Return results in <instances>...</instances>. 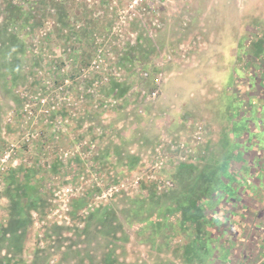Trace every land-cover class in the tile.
<instances>
[{"label": "rangeland", "instance_id": "rangeland-1", "mask_svg": "<svg viewBox=\"0 0 264 264\" xmlns=\"http://www.w3.org/2000/svg\"><path fill=\"white\" fill-rule=\"evenodd\" d=\"M126 4L0 0V264H60L69 249L78 261L88 252L113 264L100 255L126 253V264H166L152 261L154 250L181 245L186 190L197 200L199 184L214 182L213 149L198 158L194 129L174 142L145 133L141 143L134 117L157 97L166 42L204 44L190 29L204 26L208 8L222 14L215 45L249 42V61L264 63V0H152L135 14ZM229 18L238 31L225 39ZM188 110L196 124L199 110ZM24 234L35 255L22 256Z\"/></svg>", "mask_w": 264, "mask_h": 264}, {"label": "crops", "instance_id": "crops-1", "mask_svg": "<svg viewBox=\"0 0 264 264\" xmlns=\"http://www.w3.org/2000/svg\"><path fill=\"white\" fill-rule=\"evenodd\" d=\"M229 11L231 16L232 9ZM202 15L210 18L204 20V26L190 31L197 33L204 44L197 48L198 42L192 36L186 37L187 41L171 38L166 42L167 51L161 55L163 62L159 67L157 97L139 109L141 121L134 117L136 124H140L135 128L142 127L136 134L141 143L145 141L144 136L154 138L165 133L172 137L171 142L185 139L192 128L202 140L197 148L198 158L210 154L211 149L214 152V182L199 184L204 186L205 193L197 200L191 199L196 191L193 187L186 190V198L179 204L184 218L181 245L167 239L166 248L154 250L152 261L162 256L166 264L178 261L180 264H264V63L249 61V42L241 46L237 40L228 45H215L212 39L221 28L218 25L222 20L216 18L222 15L221 9L208 8ZM236 27L229 18V24H224V38L231 39V33L238 31L234 30ZM181 32H184L182 28ZM262 54L264 57V45ZM228 96L234 102L231 106L225 105ZM191 104L199 110L196 124L189 120ZM206 113L212 117L207 119ZM153 122L161 125L155 126ZM199 125L201 131L197 129ZM202 143L209 148L205 145L202 148ZM8 215L7 221L11 219L13 223ZM173 235L174 232L170 237ZM25 237V234L21 236V245L25 248L22 256L29 252L35 255L34 249L23 247ZM12 239L7 241V246L12 247L17 239L13 233ZM68 252L69 260L64 258L60 264H109V260L107 263L94 261L88 252L83 254V260L78 261L80 253L73 260V250ZM100 256H112L113 264L117 261L126 264L133 258L126 253ZM132 264L140 263L134 258Z\"/></svg>", "mask_w": 264, "mask_h": 264}, {"label": "built area", "instance_id": "built-area-1", "mask_svg": "<svg viewBox=\"0 0 264 264\" xmlns=\"http://www.w3.org/2000/svg\"><path fill=\"white\" fill-rule=\"evenodd\" d=\"M125 1L127 2L126 11H129L132 14H135V12L138 13L139 11L144 10V9H146L147 5L152 4V0H125ZM144 75H147V73H144ZM152 80H153L154 84H159V77L158 76L153 77ZM157 92H158L157 90H153L150 92V94L155 96L157 94ZM197 129L199 131H201V126L200 125L197 126ZM196 138L199 140L201 139L200 135H196ZM5 157H7V155H5ZM53 260L56 261L57 259L54 258Z\"/></svg>", "mask_w": 264, "mask_h": 264}]
</instances>
